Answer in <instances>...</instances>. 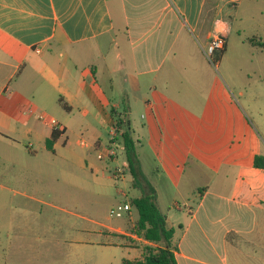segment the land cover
<instances>
[{"label":"crops","instance_id":"obj_1","mask_svg":"<svg viewBox=\"0 0 264 264\" xmlns=\"http://www.w3.org/2000/svg\"><path fill=\"white\" fill-rule=\"evenodd\" d=\"M245 1L0 0V165L39 177L50 150L84 125L97 157L103 131L114 132L112 110L125 113L140 171L175 230L177 264H264L261 104L205 54L222 35L221 61L235 31L264 50V0ZM42 116L62 127L52 149L55 129ZM103 161L117 168L124 151ZM100 226L78 232L79 247H126L135 255L123 264L152 245L129 224ZM48 232L11 223L0 264H50L63 237Z\"/></svg>","mask_w":264,"mask_h":264},{"label":"rangeland","instance_id":"obj_2","mask_svg":"<svg viewBox=\"0 0 264 264\" xmlns=\"http://www.w3.org/2000/svg\"><path fill=\"white\" fill-rule=\"evenodd\" d=\"M248 5L252 6V0L245 1L244 6ZM230 48L231 52L221 61L217 58L215 66L223 75H227L226 71L233 73L234 80L246 89L249 100L257 94V103L261 104L258 110L264 117V50L253 46L251 49L236 31ZM248 110L252 114V109ZM258 125L264 137V125L260 122ZM79 127V135L69 144L59 142L50 150L45 162L47 169L39 177L14 166L0 165V241L6 239L4 232L11 223L32 229L46 228L49 234L63 237L62 251L54 257L49 255L50 264H122L123 257L133 258L135 254L126 247L94 250L79 247L76 242L84 235L78 232L106 230L100 225L126 228L129 224L134 229L138 213L133 206L131 213H125L123 218L112 216L111 212L125 202L132 204L143 191L134 187L129 171L116 180L115 166H106L85 145V142L93 145L98 139L86 131L85 125ZM115 136L108 129L103 131L100 142L111 146ZM4 168L13 172V180L2 173ZM17 191L19 194H15ZM21 193L33 195L35 199ZM133 246L138 245L133 243Z\"/></svg>","mask_w":264,"mask_h":264},{"label":"trees","instance_id":"obj_3","mask_svg":"<svg viewBox=\"0 0 264 264\" xmlns=\"http://www.w3.org/2000/svg\"><path fill=\"white\" fill-rule=\"evenodd\" d=\"M249 41L255 43L254 38L249 39ZM112 115L115 121L116 140L124 146V155L129 164V172L133 177V185L143 191V195L134 198L131 204L138 213L134 232L152 244L145 246L142 259L124 260L123 264H177L172 247L175 230L168 228L167 217L160 210L157 202V192L140 171L136 149L137 142L133 136L129 119L125 113L117 114L113 110ZM61 135L58 131L53 132L48 141L50 149L53 148L54 143ZM255 167L264 169V155L256 156Z\"/></svg>","mask_w":264,"mask_h":264},{"label":"built area","instance_id":"obj_4","mask_svg":"<svg viewBox=\"0 0 264 264\" xmlns=\"http://www.w3.org/2000/svg\"><path fill=\"white\" fill-rule=\"evenodd\" d=\"M226 47V38L222 35H215L210 41L205 49V54L210 62L217 66L216 60L221 55ZM39 52V50H38ZM42 119H48L46 116H42ZM51 126L54 127L55 131L61 132L62 127L55 118L48 119ZM114 133L116 134V129L114 127ZM115 139L113 140L111 146H105L103 150L98 151L97 158L99 160H111L117 158L120 152L118 150L124 151V146ZM129 170V164L127 161L123 162L121 166L114 170V177L116 180H120L126 172ZM125 195V194H124ZM132 211V205L130 202H125L123 205H119L117 208L112 209L111 215L117 218H123L125 213L130 214Z\"/></svg>","mask_w":264,"mask_h":264}]
</instances>
